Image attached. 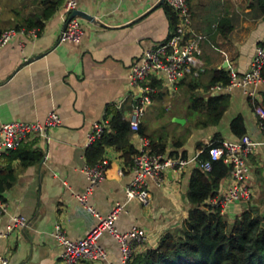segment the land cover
Masks as SVG:
<instances>
[{"label": "crops", "instance_id": "crops-1", "mask_svg": "<svg viewBox=\"0 0 264 264\" xmlns=\"http://www.w3.org/2000/svg\"><path fill=\"white\" fill-rule=\"evenodd\" d=\"M63 1L43 21L41 29L28 28L33 33L18 35L0 48V125L9 121H41L51 109L61 119L60 125L46 131V138L35 136L20 143L32 141V146L41 150L39 162L24 167L16 161L11 163L15 177L3 191L6 207L0 217V232L4 234L0 237V255L6 264H62L60 246L51 234L54 224L60 225L68 239L76 240L97 222L76 199V194L86 186L83 173L89 166L84 157L88 147L86 135L92 123L107 120V106L122 109L124 118L129 120L137 96L136 88L128 82L129 70L140 61L143 51L164 41L171 31L166 4L159 0H77L75 10L90 17L75 15L82 30L77 42H58L64 24ZM187 1L192 31L205 36L200 43L195 77H202L209 69L245 71L254 46L264 42V16L256 3L253 0ZM40 6L39 0H0V31L18 25L30 10H38ZM185 77L170 86L150 76L149 83L152 85L155 79L159 87L152 85L155 93L148 105L152 101L162 102L165 97L176 100L179 94L183 95L181 82ZM263 91L264 84H257L232 86L218 92L228 98L218 123L197 128L196 132L193 129L183 145L168 142L162 133L169 119L172 117L171 121L175 122L173 118L178 117L171 114L162 121L157 116L159 108L154 107L152 116L143 114L140 119L144 135L140 137L153 142L163 140L160 154L191 157L199 150L197 145H205L213 134L220 139L235 138L228 123L240 115L244 134L258 138L253 108L254 102L260 104ZM197 92L202 93L201 89ZM207 94L211 95L209 90ZM169 107L167 104L164 109ZM138 136L133 132L129 136L135 149ZM2 156L0 165L4 161ZM102 158L108 162L104 179L87 195L86 203L100 216H105L114 202L121 204L114 228L118 232L131 226L140 228L145 240L137 250L154 247L164 232L180 226L190 207L185 194L191 165L177 175L167 170L158 185L148 180L150 203L143 206L135 199L125 200L124 189L132 173L121 151L106 146ZM249 167L250 199L263 201L264 147L256 148L249 156ZM226 177L220 180L218 190L226 185ZM243 203L231 204L228 214H224L226 218L238 215ZM17 216L24 217L26 224L7 232L6 227ZM98 244L105 249L106 259L81 260L80 264H117L116 240L104 231Z\"/></svg>", "mask_w": 264, "mask_h": 264}, {"label": "built area", "instance_id": "built-area-1", "mask_svg": "<svg viewBox=\"0 0 264 264\" xmlns=\"http://www.w3.org/2000/svg\"><path fill=\"white\" fill-rule=\"evenodd\" d=\"M172 10L175 23L167 38L157 45L145 50L139 62L133 64L127 75L128 82L137 90L132 110L129 113V128L136 133L145 106L151 102L155 88L149 83V77L162 79L166 84L173 86L186 75H197L199 67L198 56L201 53L200 43L205 36L193 32L191 29V14L187 0H163ZM77 0H64L61 6L64 24L58 34V42H77L81 36V28L75 16L69 17L76 8ZM33 33V29L6 28L0 31V48L9 43L18 35ZM264 63V47L256 44L248 61L247 69L241 73L228 71L226 85L214 84L209 89V94L214 95L222 90H229L232 86L245 87L264 84L260 74ZM257 117L258 138H250L243 134L232 139H220L214 144L206 142V155L204 160L198 159L199 149L191 157L171 156L169 154L152 153L149 150L147 139L138 136V147L132 156L130 171L131 181L124 189L125 200L135 199L143 206L150 203L147 181L155 184L162 181L163 174L170 170L180 174L188 165L198 167L204 171L210 168V162L220 160L229 167L226 185L216 194L207 199V203L218 207L220 213L228 214L231 204L246 202L250 199L252 191L248 183L249 156L258 147H264V109L260 105L253 108ZM61 119L54 109L47 112L41 121H9L0 125V156L15 149L27 138H46L49 128L60 125ZM106 119L92 123L86 138L87 144L95 140L103 131ZM107 160L102 158L96 163L86 166L83 173L86 179L84 190L76 194V199L83 209L97 218V222L82 237L76 240L68 239L59 224H54L51 232L53 238L60 246L62 264H80L81 260H105L106 251L98 244V239L104 231L110 234L118 244L117 264H126L130 256L139 252L137 247L145 240V235L137 226H131L124 232H118L113 222L120 212L121 204L114 202L105 216H100L87 203L86 197L104 179ZM5 201L0 199V217L5 211ZM26 220L22 216L13 219L6 227L7 232L13 228L23 227ZM4 235L0 232V237ZM0 264H6V259L0 255Z\"/></svg>", "mask_w": 264, "mask_h": 264}, {"label": "trees", "instance_id": "trees-1", "mask_svg": "<svg viewBox=\"0 0 264 264\" xmlns=\"http://www.w3.org/2000/svg\"><path fill=\"white\" fill-rule=\"evenodd\" d=\"M253 1L263 17L264 0ZM39 2V9L30 10L13 28H34L36 31L41 29L43 21L57 9L62 0ZM164 9L172 29L175 23L174 13L165 5ZM220 23L218 21V25ZM257 45L263 47L264 42H258ZM260 74L264 79V63ZM201 75L202 77L186 75V80L181 82L184 85V97L188 100V110L198 115V125L213 126L222 116L228 98L225 94L208 95L207 91L214 84L226 85L229 76L223 68L209 69ZM152 85L159 87L155 79H152ZM198 89L202 93L197 92ZM254 105L257 103L254 102ZM258 105L264 109V91ZM106 116L103 131L84 151L85 160L89 165L96 163L102 157L104 148L112 146L121 151L124 162L130 166L136 149L129 141L132 133L129 123L124 118L122 109L113 106H107ZM228 129L236 137L243 135L242 117H232ZM136 133L144 136L140 124ZM210 140L214 144L220 138L213 134ZM148 142L150 152L162 153L165 144L163 140ZM173 143L180 145L178 140ZM32 145V141L21 144L3 154L4 161L0 165V199L3 200V191L14 181L15 171L11 164L13 161L24 167L41 160V150ZM197 146L202 150L198 159H206L207 147L201 144ZM228 173L229 167L220 160L211 161L210 168L206 171L198 167L192 168L185 194L190 207L180 226L173 231L164 232L154 247L133 253L126 264H264V205L259 208L246 206L238 215L228 219L220 213L218 207L207 203V199L218 191L220 180Z\"/></svg>", "mask_w": 264, "mask_h": 264}, {"label": "rangeland", "instance_id": "rangeland-1", "mask_svg": "<svg viewBox=\"0 0 264 264\" xmlns=\"http://www.w3.org/2000/svg\"><path fill=\"white\" fill-rule=\"evenodd\" d=\"M5 25V24H3ZM8 28V27H7ZM152 101V104L145 106L144 114L147 117L152 116L153 108H159L158 109V118H161L162 121L168 120V116L171 114H174L180 119H184L185 122L179 123V122H173L172 117L169 119L170 122H168V125L163 127L162 133L167 138L168 142H175L178 140L180 142V145L184 144L185 139L187 138L188 134L192 132L193 129H195V132L197 128H203L198 125V115L194 111H189L187 106L188 102L183 95H178L176 100L174 98L170 99V97H165L162 102L158 101ZM171 105V107L168 108V110L164 109L165 105ZM173 122V123H172ZM201 131H205L202 129ZM202 135H205V132L202 133ZM251 198V197H250ZM263 201H256L254 199H249L247 202L242 204V210L246 206L251 207H257L259 208L260 205H264V196ZM225 216V215H224ZM228 217V216H225Z\"/></svg>", "mask_w": 264, "mask_h": 264}, {"label": "water", "instance_id": "water-1", "mask_svg": "<svg viewBox=\"0 0 264 264\" xmlns=\"http://www.w3.org/2000/svg\"><path fill=\"white\" fill-rule=\"evenodd\" d=\"M160 2H163V0H159V3ZM75 15L82 16L84 18L90 17V16H87L86 14H84L83 12H80V11L75 10V9L70 12L69 17L75 16ZM173 120L175 122H179V123H183V121H184L183 119H180V118H173Z\"/></svg>", "mask_w": 264, "mask_h": 264}]
</instances>
